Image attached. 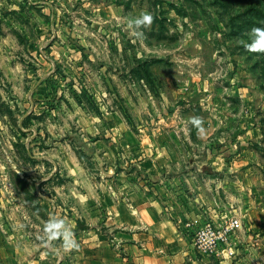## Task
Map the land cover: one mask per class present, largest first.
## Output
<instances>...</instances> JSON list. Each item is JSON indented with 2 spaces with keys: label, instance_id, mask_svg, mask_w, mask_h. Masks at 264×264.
Here are the masks:
<instances>
[{
  "label": "rangeland",
  "instance_id": "rangeland-1",
  "mask_svg": "<svg viewBox=\"0 0 264 264\" xmlns=\"http://www.w3.org/2000/svg\"><path fill=\"white\" fill-rule=\"evenodd\" d=\"M143 11L153 19L136 37L127 21ZM254 27L264 29V0H0V176L64 182L67 162L97 179L114 159L87 146L93 128L112 147L121 127L125 148L133 134L161 146L162 132L179 131L191 167L211 156L232 164L224 216L239 219L234 236L249 227L230 264H264V49L248 47ZM119 156L117 167L137 155Z\"/></svg>",
  "mask_w": 264,
  "mask_h": 264
},
{
  "label": "crops",
  "instance_id": "crops-1",
  "mask_svg": "<svg viewBox=\"0 0 264 264\" xmlns=\"http://www.w3.org/2000/svg\"><path fill=\"white\" fill-rule=\"evenodd\" d=\"M120 128L113 132L120 146H104L100 138H107L105 130L89 132L98 138L87 146L101 159H114L112 166L100 168V178L87 175L79 163L67 162L63 166L71 178L64 182L21 178L17 184L6 173L0 176V264H230L227 258L200 253L192 239L203 223L221 225L225 220L234 201L229 191L234 181L228 176L232 164L211 156L208 163L191 167L185 161V135L169 129L162 132L167 140L161 146L152 140L158 133L148 143L133 134L135 143L125 148ZM127 152L136 158L119 161L117 167L115 159ZM57 166L50 163L52 169ZM10 168L6 163L5 170ZM43 187L49 195L38 192ZM31 202L35 220L27 208ZM53 216L64 220L75 246L66 247L63 235L48 239L46 225ZM248 227L232 237L237 254L247 250L243 233Z\"/></svg>",
  "mask_w": 264,
  "mask_h": 264
},
{
  "label": "built area",
  "instance_id": "built-area-1",
  "mask_svg": "<svg viewBox=\"0 0 264 264\" xmlns=\"http://www.w3.org/2000/svg\"><path fill=\"white\" fill-rule=\"evenodd\" d=\"M239 228L240 221L236 217L225 219L221 225L207 221L195 230L192 242L202 254L231 257L235 254L232 237Z\"/></svg>",
  "mask_w": 264,
  "mask_h": 264
},
{
  "label": "clouds",
  "instance_id": "clouds-1",
  "mask_svg": "<svg viewBox=\"0 0 264 264\" xmlns=\"http://www.w3.org/2000/svg\"><path fill=\"white\" fill-rule=\"evenodd\" d=\"M153 17L151 12L143 11L140 15L129 18L126 27L130 29V34L136 37L143 35L141 26H147L151 23ZM253 41L248 45L249 49H264V29L254 27L252 30ZM192 122L194 125L200 126L201 121L198 117H193ZM202 130V128H201ZM46 234L48 239H54L57 236L63 235L65 238V246L73 247L76 241L72 238L71 233L67 230L65 222L62 219H57L53 216L46 225Z\"/></svg>",
  "mask_w": 264,
  "mask_h": 264
}]
</instances>
